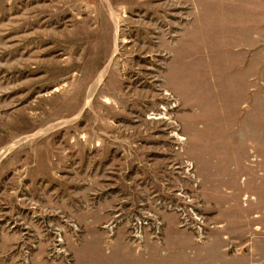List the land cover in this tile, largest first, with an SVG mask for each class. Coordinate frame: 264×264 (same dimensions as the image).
<instances>
[{
	"label": "rangeland",
	"instance_id": "374dc122",
	"mask_svg": "<svg viewBox=\"0 0 264 264\" xmlns=\"http://www.w3.org/2000/svg\"><path fill=\"white\" fill-rule=\"evenodd\" d=\"M227 1L0 0V264H142L225 221L264 256V0L253 51L203 13Z\"/></svg>",
	"mask_w": 264,
	"mask_h": 264
},
{
	"label": "crops",
	"instance_id": "0c3cea01",
	"mask_svg": "<svg viewBox=\"0 0 264 264\" xmlns=\"http://www.w3.org/2000/svg\"><path fill=\"white\" fill-rule=\"evenodd\" d=\"M184 1L190 2L191 0ZM203 13L209 14L210 19L219 17L225 19L226 24L240 25L241 30L238 34L241 35V38L238 37L239 40L251 41L250 46L248 45V51H253L255 46L258 48L261 19L260 0L227 1L221 5L205 7ZM250 66L251 77H246L245 86L242 89V94L246 98L250 94L253 95L254 90L258 89L259 85V65H256L255 70L254 65ZM250 79L251 83L249 82ZM246 104L247 101L241 103L242 106ZM227 227L229 226L225 221V224L221 225L219 229L211 230L207 240L197 242L193 234L188 237L189 232L187 230L178 228L174 224H167L163 241L155 240L147 235L143 242L138 243V253L142 264H264V256H260L259 251L260 236L255 228L252 226L248 230L243 229L240 225L239 230H228ZM161 244L165 247H162ZM171 246L180 255L169 256L171 253L168 250L173 252ZM238 247L241 248L239 252L238 249L235 250ZM122 249L129 250L130 245L128 243L122 244Z\"/></svg>",
	"mask_w": 264,
	"mask_h": 264
}]
</instances>
